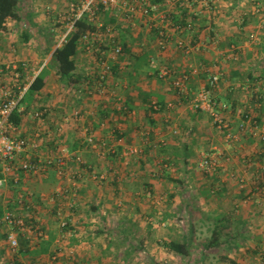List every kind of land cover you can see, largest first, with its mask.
<instances>
[{
	"label": "crops",
	"instance_id": "1",
	"mask_svg": "<svg viewBox=\"0 0 264 264\" xmlns=\"http://www.w3.org/2000/svg\"><path fill=\"white\" fill-rule=\"evenodd\" d=\"M76 1L18 0L14 8L16 17H8L0 29V60L9 65V69L0 65V99L3 89L13 88L23 79L28 80L26 88L45 68L43 86L30 97L35 103L30 99L25 110L32 106L48 107L47 126L53 132L65 113L75 108L87 113L83 120H72L66 126V142L77 151L84 166L90 165L93 173L106 171L108 176L104 182L96 184L91 172L85 171L76 198L78 206L71 216L77 235L70 243L76 246L77 257L86 258L88 264H264V193L256 190L262 185L257 163H264V155L258 153L260 143L247 132L231 146H225L209 115L191 109L184 99H178L172 87L162 80L169 77L157 74L160 66L177 73H189L192 67L197 68L198 73L190 75L188 81L194 91L210 88L208 76L218 74L220 79L210 91L223 106L233 131L238 128L242 109L250 111L264 127V93L260 103L253 101V95L264 87V8L259 12L254 4L260 2L264 6V0H148L157 2L161 12L169 14L172 22L184 26L180 33L171 30L172 37L163 46L156 43V28L150 27L149 19L135 15L130 20L121 9L99 13L98 22L110 24L114 38L124 47V54L118 60L124 70L120 72L116 65L109 81L111 86L118 84L133 110L119 124L124 145L144 149L128 164L120 154L123 145L116 146V154L102 158L78 141L77 131L85 122L91 123L99 138H106L113 125L106 122L104 127L100 126L106 114V109L102 108L104 98L86 92L96 68L94 53L85 50L83 44H77L73 55L75 69L71 73L73 82L67 85L60 81L54 67L47 66L53 49L72 31L67 29L66 15L70 3ZM124 1L127 0H120ZM178 38L189 46L196 41L202 44L184 52L177 46ZM106 41L108 38L103 43L106 54L110 55L111 44ZM14 71L19 72V78L14 79ZM151 101L162 106L155 110L150 106ZM25 110L19 112V126L22 133L28 135L34 131L35 123ZM173 127L179 130L175 135L171 133ZM144 128L151 129V138L145 145L139 135ZM108 140L111 142V138ZM203 147L224 149L256 162L244 166L233 160L225 171L208 175L195 165V156L198 158ZM165 160L181 162L183 173L176 168L172 179L164 175V171L169 170L162 167ZM77 165L70 163L71 168ZM232 173L245 176L244 187L237 186ZM20 177L19 185L8 179L15 187L2 188L0 215L10 207L25 219L33 216L48 228L49 239L36 247L22 238L20 246L28 253L20 252L7 264L15 263V258L20 264H28L34 257L46 261L59 231L56 212L60 210L67 215V204L71 200L68 193L51 199L60 183L67 184L58 180L53 171L45 178L24 173ZM20 191L29 195V211L15 204ZM147 191L152 192L151 197L146 196ZM162 193L168 197L165 202H162L165 199ZM118 200H122V206L118 205ZM159 209L166 212L165 216L170 215L166 211L169 209L175 213L173 218L176 219L168 218L167 222L168 226H176L171 231L167 226L156 228L150 222L149 217H154ZM178 211H186L188 215L183 230L179 226L184 220L178 218ZM5 232L4 225L0 252L7 245ZM159 236L165 242L176 239L181 250L157 247L153 242ZM91 238L90 247L83 249V240ZM42 244L43 252L31 254ZM142 252L144 256L138 258Z\"/></svg>",
	"mask_w": 264,
	"mask_h": 264
},
{
	"label": "built area",
	"instance_id": "2",
	"mask_svg": "<svg viewBox=\"0 0 264 264\" xmlns=\"http://www.w3.org/2000/svg\"><path fill=\"white\" fill-rule=\"evenodd\" d=\"M106 9H121L126 13L128 19L132 20L135 15L149 19L150 27L156 28V43L163 46L172 37L171 30L178 33L183 29V24L172 22L169 14L162 13L157 2L148 0H77L69 5L66 15V26L72 30L77 19L86 18L91 24V29L85 31L78 39V43L83 44V48L88 52H93L96 60V68L92 84L86 88L89 95H98L104 98L102 108L106 111L104 120L99 122L104 127L106 122L113 125L106 138L97 137L91 123L86 122L78 129V141L88 150L96 153L102 158L116 154V146L123 145L120 154L125 159V164L131 161V158L138 157L143 152V147L124 145L123 131L119 128L120 122L133 113L125 95L121 92L118 84L111 86L109 84L114 67L123 72L124 65L119 62L120 56L124 54V47L116 41L113 34V27L110 24L98 22L99 13ZM96 26V29H94ZM106 43L111 44V54H106ZM97 42V43H96ZM194 45H187L182 39H177V46L184 52L196 49L201 46L200 41ZM3 64L5 69L9 65ZM198 69L192 67L190 72L177 73L174 69L165 66L157 68V74L160 77H169L172 81V88L178 99H184L187 105L195 110L209 115L212 126L218 131L225 146H231L238 141L243 133H249L256 136L257 142L260 143L258 153L264 155V127L260 126L256 117L246 109L240 110V121L236 131H233L231 121L226 116L223 106L215 99L210 89L215 87L220 79L218 74H211L207 78V86L210 88H201L197 91L191 89L189 85L190 75L197 74ZM14 79L19 78V72L13 73ZM27 88V87H26ZM26 88L19 90L17 93L12 88L2 90L0 99V187L6 185L7 179H11L15 185H19L22 173L37 178H45L50 171L54 172L58 180L67 182L60 183L51 199L61 197L68 193L71 197L68 206V214L63 215V211L57 210L59 232L54 239V245L51 248L47 260L33 258L28 264H88L87 260L76 256V246L63 245V240L74 235L75 229L72 224V211L76 210L78 205L76 198L79 189L84 180L85 171L91 172L93 179H103L104 173H93L90 165L84 166L79 159L76 150L71 149L66 142L65 128L72 121H81L87 113L80 108L73 109L70 113L61 116L56 123L55 132L47 126L49 115L48 107L36 108L29 107L27 114L35 123V129L31 134L25 135L20 130L18 124L11 120L14 111H24L26 107L21 105ZM248 88V85L244 86ZM263 89L253 95L254 104L260 103L263 96ZM150 106L158 110L160 104L151 101ZM171 104L168 103L167 107ZM92 116V113H91ZM167 121L169 117L167 116ZM179 130L176 127L171 128L172 134H177ZM140 138L145 145L151 138V129H142ZM111 138V142H108ZM44 150V151H43ZM236 160L244 166L253 164L252 159L225 152L224 149H206L199 153L197 167L200 171L208 175H215L219 171H225L227 165ZM78 164L76 168H71L70 163ZM164 166L171 169V161L165 160ZM258 162V161H257ZM258 172L262 179V185H258L256 190L264 193V163H257ZM238 187L245 186L246 179L241 173H232ZM150 191L146 196H150ZM17 207L23 210H30L31 203L29 195L20 191L15 198ZM71 214V215H70ZM153 218V217H152ZM150 219L152 224H156V219ZM2 223L6 227L5 240L11 252L17 253L20 249V240L22 238L35 242H42L49 239L48 228L35 221L33 216L25 219L15 209L5 208L1 217ZM3 262L0 260V264ZM15 264V263H11Z\"/></svg>",
	"mask_w": 264,
	"mask_h": 264
},
{
	"label": "trees",
	"instance_id": "3",
	"mask_svg": "<svg viewBox=\"0 0 264 264\" xmlns=\"http://www.w3.org/2000/svg\"><path fill=\"white\" fill-rule=\"evenodd\" d=\"M18 0H0V29L4 27L5 20L8 17H16V13L14 11L15 6L17 5ZM91 24L88 23L86 18L77 19L75 21L74 28L72 29L69 36L66 38V40L61 43V45L57 46L53 49V52L51 54L50 60L48 62V67H54L56 70V73L60 79V81L63 83V85H67L70 81L73 82V79H71V73L75 69L74 59L73 55L76 52V46L78 44L79 37L87 30L91 29ZM45 75H46V69L42 68L41 71L33 78V80L30 82L29 86L27 87L23 100L28 99L31 97L32 93L34 91H38L41 89V87L44 84L45 81ZM161 105V103H159ZM162 106V105H161ZM11 120L18 124L21 121L19 112L14 111L11 115ZM168 248H174L176 250H181V247L176 240H169L168 242H165ZM185 244V242H184ZM45 247L41 250H34L31 252V254H39L43 252ZM19 251L21 253H28V250L25 248H20ZM15 264H20L18 260L15 258Z\"/></svg>",
	"mask_w": 264,
	"mask_h": 264
},
{
	"label": "rangeland",
	"instance_id": "4",
	"mask_svg": "<svg viewBox=\"0 0 264 264\" xmlns=\"http://www.w3.org/2000/svg\"><path fill=\"white\" fill-rule=\"evenodd\" d=\"M264 8V6L260 3V2H258V3H255L254 4V9L255 10H257V11H259V12H262L261 10ZM240 21V20H239ZM242 22V21H241ZM242 23H244V22H242ZM253 37V36H252ZM233 43H236V40H234L233 41ZM162 67V66H161ZM166 67V66H165ZM162 80H165L166 81V84H167V86H169L170 88L172 87V81H171V78H168V79H162ZM28 83V80L27 79H23L22 81L21 80H19V81H17L16 82V85L15 86H13V90L17 93L19 90H23L24 88H25V84H27ZM173 89V88H172ZM263 92H264V89H263ZM31 99V103L34 101L32 98H28V99H26V100H22V103H21V105L24 107L25 106V104H27L28 103V101ZM33 103H35V102H33ZM221 104V103H220ZM30 105V104H29ZM27 110H25V112H26ZM211 121V120H210ZM231 125H232V123H231ZM145 129V128H144ZM142 130V129H141ZM140 130V131H141ZM140 131H139V134H140ZM68 144V143H67ZM132 146H136V145H132ZM70 147V146H69ZM204 149L203 150H206V147H203ZM198 158H199V155H198ZM198 158H197V156H195V159L196 160H198ZM132 159H134V157L133 158H131V160ZM124 161V163H126L125 162V159L123 160ZM171 162H172V164L170 165L171 166V168H173V170L172 171H170V169L169 168H167V167H165L164 166V162H162V167H163V169H165V168H167V169H169L168 170V172H165L164 171V175H167L168 177L169 176H171V174L174 176V175H176L175 173H176V168H178L177 170L179 171V172H182L183 173V166L180 164L181 162H179V163H175V162H173L172 160H170ZM195 165H196V168H198L197 167V162L195 161ZM179 164V165H178ZM179 167H178V166ZM197 170H199V169H197ZM177 171V172H178ZM200 171V170H199ZM97 173H104L105 174V176H104V178L103 179H100V180H98V179H93L94 181H95V183L96 184H101L102 182H104L105 181V179L107 178V176H108V173L106 172V171H101V172H97ZM180 175H182V174H180ZM91 177H92V175H91ZM163 177V176H162ZM34 178H37V177H34ZM169 178H171L172 179V176L171 177H169ZM36 180H41V179H36ZM6 184L7 185H4V186H7V187H5V189H10V188H14L15 187V185H13L8 179H7V182H6ZM4 186H2V187H0V200L1 199H3L4 198V191L2 190V188L4 187ZM2 190V191H1ZM162 195H163V197L165 198L162 202H165L167 199H168V197H166L165 196V194L164 193H162ZM161 195V196H162ZM152 196V192L150 193V196L149 197H151ZM148 197V196H147ZM163 197H161L162 199H163ZM117 203H118V205L119 206H122V200L120 201V200H118L117 201ZM78 206V205H77ZM167 207H169L168 205H166ZM160 210V212H158L153 218L150 216L149 218H152V219H156L157 220V223L156 224H153L156 228H160V227H166V229L168 230V231H171V228L172 227H176V226H174V224L173 225H169L168 226V224H167V222H168V218L171 220L172 218H173V216L175 217V213H173L172 212V210L171 209H169V210H166L168 213H170V215L169 216H165V213L166 212H162V209H159ZM0 211H1V208H0ZM67 211H68V209H67ZM187 211V210H186ZM186 211L183 213L182 211H178V213H179V219L182 221V220H184L183 221V225H181V226H179V228H180V230H183V229H185V227H186V219H187V213H186ZM177 212V211H176ZM72 213H74L73 211H72ZM64 215V214H63ZM71 215V214H70ZM165 216V217H164ZM1 217H2V215H0V235L3 233V231H4V225H3V223L1 222ZM173 219H176V218H173ZM41 221V220H40ZM167 224V225H166ZM75 229V228H74ZM93 231V230H92ZM59 232V231H58ZM76 235H77V232H76V229H75V232H74V235H72V236H70V237H68V238H64V239H62L63 240V245H69V246H74L73 244H71L70 243V240L72 239V238H74V237H76ZM92 235H94L93 233H92ZM160 238L157 240V239H155V242H153L154 244H156V246L157 247H167V246H165L166 245V243H165V239H163V238H161V236H159ZM92 238L91 239H89V240H87V241H85V240H83V243L81 244V242H78L77 244L79 245V244H81V246H83V249H84V247H90L89 246V244H92L91 242H92ZM176 240V239H175ZM52 242H54V239H53V241ZM7 243V242H6ZM38 243H40V242H35V243H33V244H35V246L38 244ZM38 245H40V244H38ZM38 245L36 246V247H38ZM53 245H54V243H53ZM7 247V248H6ZM36 247H34L33 249H36ZM20 248H21V246H20ZM44 248V246H43V244L40 246V249L42 250ZM2 250V252H0V260L3 262L2 264H7V263H9V262H11L12 261V259H14V257L16 256V255H19V253H20V251L18 250L17 251V253H14V252H11L10 251V248H9V246L8 245H6V246H4V248L3 249H1ZM26 253V252H25ZM77 253V252H76ZM144 252H142L141 254H140V256H137L138 258L139 257H143L144 256ZM26 256V255H25ZM77 256V255H76ZM31 256H29L28 257V259L30 260L31 258H30ZM35 258V257H34ZM38 259V258H37ZM28 260V261H29ZM84 260H87L86 258L84 259ZM88 263H89V261H87Z\"/></svg>",
	"mask_w": 264,
	"mask_h": 264
}]
</instances>
